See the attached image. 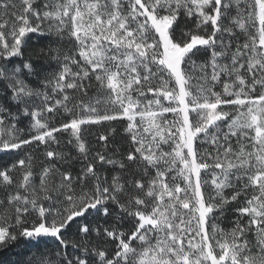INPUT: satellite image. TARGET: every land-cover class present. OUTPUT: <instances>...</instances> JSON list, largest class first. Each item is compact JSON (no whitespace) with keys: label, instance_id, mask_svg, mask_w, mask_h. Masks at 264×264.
Instances as JSON below:
<instances>
[{"label":"snow or ice","instance_id":"snow-or-ice-1","mask_svg":"<svg viewBox=\"0 0 264 264\" xmlns=\"http://www.w3.org/2000/svg\"><path fill=\"white\" fill-rule=\"evenodd\" d=\"M0 264H264V0H0Z\"/></svg>","mask_w":264,"mask_h":264},{"label":"trees","instance_id":"trees-1","mask_svg":"<svg viewBox=\"0 0 264 264\" xmlns=\"http://www.w3.org/2000/svg\"><path fill=\"white\" fill-rule=\"evenodd\" d=\"M8 159L9 158L7 156H0V163L7 162Z\"/></svg>","mask_w":264,"mask_h":264}]
</instances>
